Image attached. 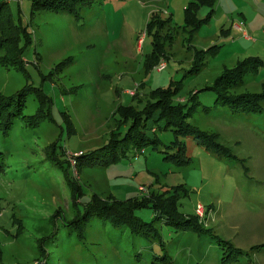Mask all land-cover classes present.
Listing matches in <instances>:
<instances>
[{
    "label": "rangeland",
    "instance_id": "rangeland-1",
    "mask_svg": "<svg viewBox=\"0 0 264 264\" xmlns=\"http://www.w3.org/2000/svg\"><path fill=\"white\" fill-rule=\"evenodd\" d=\"M7 1L14 20L32 38L23 44L28 77L0 65V93L13 95L28 82L41 91L44 101L39 108L34 93H28L22 115L6 133L0 128V151L5 155L0 172V264H264V101L262 111L249 114L232 112L225 105L209 112L202 109L215 100L206 86L225 68L249 56L264 59V0L199 3L197 8L203 11L197 17L205 18L211 10L209 22L201 24L193 39L177 29L171 56L163 57L165 68L157 71L153 67L148 73L143 59L152 46L147 26L150 17L158 14L170 17L174 24H184V9L191 0H152V4L148 0H103L83 7L80 18L64 11L31 12L30 0ZM233 23H244L251 44L233 41V34L226 37L225 31ZM163 32L174 33L168 27ZM141 37L142 44L138 42ZM212 44L218 45L217 53L203 52L199 70L185 75L200 61L194 57V49L204 50ZM171 79L181 81L175 100H184L198 90L199 104L188 121L214 133L238 159L216 154L185 137L190 162L176 165L165 158L172 153V128H166L162 120L148 121L144 131L150 140L157 139L156 144L148 142L143 150L119 153L105 167L82 166L77 174L69 154L89 152L106 142L116 126L117 105L141 107L128 92L138 91L141 97ZM139 83L142 88H137ZM262 89L264 67L245 76L237 92ZM35 113L42 115L41 122L27 126L25 117ZM50 144L71 164L70 177L80 185L82 202L93 193L116 199L138 196V187L144 186L173 201L182 215H194L200 203L205 208L200 224L221 241L209 234L176 232L162 221L156 223L162 235L160 244L139 242L124 234L117 238V230L94 221L86 228V238L77 239L60 220L68 218L73 206L63 168L47 158ZM56 211L54 220L60 227L52 233ZM135 213L149 222L157 209L144 207ZM40 239L44 255L39 252ZM234 248L243 254L235 253ZM136 252H141L140 258ZM223 256L227 259L221 262Z\"/></svg>",
    "mask_w": 264,
    "mask_h": 264
},
{
    "label": "trees",
    "instance_id": "trees-1",
    "mask_svg": "<svg viewBox=\"0 0 264 264\" xmlns=\"http://www.w3.org/2000/svg\"><path fill=\"white\" fill-rule=\"evenodd\" d=\"M102 1L30 0V4L31 12L37 9L64 11L74 18H80V12L83 7L90 6L95 2L102 3ZM17 2L20 3L18 0ZM212 2V0H191L185 7L182 30L188 39H192L201 24L207 22L210 18L211 10L205 18H197V6H199V3L211 5ZM147 26L151 30L152 46L151 51L144 58L145 72L152 70L154 66L163 60V57L169 58L168 49L172 45L175 32L180 28L172 23L170 17L162 18L158 14L150 17ZM164 27H168L174 33L163 32ZM31 38L32 34L25 26L17 23L12 17L8 1H0V51H3L2 55L0 54V65L13 67L23 72L27 78L28 74L22 58L23 44L29 43ZM215 47H218V45L212 44L204 50L194 49V57L200 61L199 63H194L186 71L185 75L189 72L198 71L203 61L202 58L200 59V55L209 51H211V54H216L218 50ZM261 67H264V59L259 56H249L237 61L231 68H225L214 79L212 84L206 86V90H210L215 94V100L211 106L204 105L202 109L209 112L217 105H225L230 111L235 113L249 114L262 111L261 103L264 101V89L260 92H237L240 86L244 84L245 76L258 72ZM141 84H138L139 88ZM180 88L181 81L171 79L166 86L152 88L142 94L141 97L138 96V91H135L132 96L137 99L138 103H141L140 108L131 104L117 105L114 111L116 126L110 131L106 142L89 152L80 151L75 154H69L74 161L72 166L77 174L81 171L82 166H89L90 168L105 167L108 162L114 161L119 153L124 154L129 149H142L148 142L156 144L157 139L150 140L144 131L148 121L158 122L162 120L166 128H172L174 132V140L170 144L172 153H168L165 158L176 165L182 166L190 162V158L185 154V145L182 140L183 137L188 136L193 137L197 144L209 151L211 150L227 158L238 159L227 146L217 141L214 133L200 130L196 125L188 121L193 107L199 104L197 100L198 90L192 91L187 98L179 101L175 100L174 97ZM30 92L34 93L38 106L41 108L44 101L42 98L44 97H41V91L31 83L26 82L13 95L0 93V128L5 133L11 128L14 119L22 115L25 107V97ZM41 116V114L35 113L25 117L26 125L30 127L38 125L41 122ZM45 118L51 120L48 114H45ZM67 121L68 130L72 131L73 125L69 116ZM122 126L123 129H121ZM151 130L152 132L155 131L153 127H151ZM53 148L54 144H50L49 151L51 153L49 152L50 155L48 154L49 156L46 157L63 168V175L70 188V200L73 206L68 218L64 216L60 220L66 222V224H62L63 226L69 225L68 227L75 233L77 239L86 238V228L91 221H94L98 225L109 226L110 229L117 230V238L124 234L126 237L139 242L150 240L152 242L157 241L160 244L163 242L162 235L156 223L162 221L165 224H170L171 228L176 232L189 230L197 235L209 234L212 239L221 241L209 227L200 224L201 222L195 214L188 216L178 213L173 205L174 202L166 201L155 190L147 189L144 194L140 192L138 196L126 199H116L112 195L101 196L93 193L90 200L82 202L81 197H79V194H81L80 185L75 177H70L73 169L71 164L67 157L60 158ZM47 151L46 149V153ZM4 167L5 155L0 151V172L4 170ZM144 207L157 209V214L149 222L144 221L135 213L137 209ZM56 212V214H53L54 217L52 216V233H55L60 227H58L57 221L55 222L54 220L58 216V211ZM118 240L120 241L121 238ZM42 241L41 245H39V252L44 255ZM233 250L236 251L235 253L243 254L242 250L238 251L235 248ZM135 255L140 258L141 252H136ZM226 259V256L221 257V262Z\"/></svg>",
    "mask_w": 264,
    "mask_h": 264
},
{
    "label": "crops",
    "instance_id": "crops-1",
    "mask_svg": "<svg viewBox=\"0 0 264 264\" xmlns=\"http://www.w3.org/2000/svg\"><path fill=\"white\" fill-rule=\"evenodd\" d=\"M152 2V0H148V2L147 3H149V4H152L151 3ZM167 7H169L168 6V4H167ZM219 8H220V4L217 6V8L215 9V11H217V10H219ZM181 9V7L179 8V10ZM200 10H202V7L201 8H199V9H197V14L199 13V11ZM203 11V10H202ZM198 18V17H197ZM202 18V17H201ZM207 22H209V21H207ZM240 22V21H239ZM174 24V23H173ZM175 26H177V27H180V29L182 30L183 28V26H184V24H181V25H179V24H174ZM233 26H232V28L229 30H227L226 29V31H225V33H227V35H226V37H228V36H230V35H234V37L232 38V40L234 41V40H243V41H245V42H249L250 44H251V40H250V37L248 36V33H247V29L245 28L244 29V23H233L232 24ZM199 30V29H198ZM197 30V31H198ZM183 31V30H182ZM195 32V34L193 35V37H192V39L193 38H195V36H196V34L198 33V32ZM142 40H143V37H141V38H139L138 39V42L139 43H141L142 44ZM173 42H174V40H173ZM173 42H172V44H173ZM171 47H172V45H171ZM171 47H170V49H168V54H169V57L171 56ZM139 48V47H138ZM151 51V50H150ZM147 55V54H146ZM145 55V56H146ZM145 58V57H144ZM144 60V59H143ZM154 68H155V66H154ZM156 70V69H155ZM145 73H148V72H145ZM140 84V83H139ZM143 87V83L141 84V86H140V88H142ZM139 88V87H138ZM263 90V89H262ZM261 90V91H262ZM193 92H194V90H193ZM124 93H126V92H124ZM129 93V92H128ZM144 94V93H143ZM188 137H190V136H188ZM184 138L185 137H183L182 138V140H183V142H184V145H185V154H186V156L187 157H189L188 155H187V147H186V143H185V141H184ZM192 139H194L193 137H191ZM195 140V139H194ZM100 195V194H99ZM106 196V195H105Z\"/></svg>",
    "mask_w": 264,
    "mask_h": 264
},
{
    "label": "built area",
    "instance_id": "built-area-1",
    "mask_svg": "<svg viewBox=\"0 0 264 264\" xmlns=\"http://www.w3.org/2000/svg\"><path fill=\"white\" fill-rule=\"evenodd\" d=\"M166 66V63L165 61L161 60L156 66H155V69L157 71H161L165 68ZM135 91H129V94L131 95H134ZM73 161V160H72ZM74 162V161H73ZM139 191L141 193H146L147 192V188H145L144 186H139L138 187ZM204 207L198 203L196 206H195V209H194V214L198 217V219L201 221V219L203 218V215H204Z\"/></svg>",
    "mask_w": 264,
    "mask_h": 264
}]
</instances>
